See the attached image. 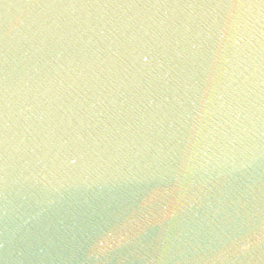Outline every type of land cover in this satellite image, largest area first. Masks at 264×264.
<instances>
[{"label":"water","instance_id":"1","mask_svg":"<svg viewBox=\"0 0 264 264\" xmlns=\"http://www.w3.org/2000/svg\"><path fill=\"white\" fill-rule=\"evenodd\" d=\"M241 2L0 0V264H264Z\"/></svg>","mask_w":264,"mask_h":264},{"label":"snow or ice","instance_id":"2","mask_svg":"<svg viewBox=\"0 0 264 264\" xmlns=\"http://www.w3.org/2000/svg\"><path fill=\"white\" fill-rule=\"evenodd\" d=\"M222 3L228 4V5H237L241 4V0H221ZM262 3H264V0H261Z\"/></svg>","mask_w":264,"mask_h":264},{"label":"clouds","instance_id":"3","mask_svg":"<svg viewBox=\"0 0 264 264\" xmlns=\"http://www.w3.org/2000/svg\"><path fill=\"white\" fill-rule=\"evenodd\" d=\"M248 247L249 245H244V247L242 248V251H246Z\"/></svg>","mask_w":264,"mask_h":264}]
</instances>
